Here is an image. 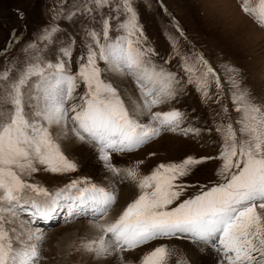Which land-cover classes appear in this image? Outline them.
<instances>
[{"label": "snow or ice", "instance_id": "6c2138e0", "mask_svg": "<svg viewBox=\"0 0 264 264\" xmlns=\"http://www.w3.org/2000/svg\"><path fill=\"white\" fill-rule=\"evenodd\" d=\"M108 0H93L102 6ZM244 0L242 10L264 27V0ZM129 14L121 23L124 32L115 40L109 39V20L103 21L102 36L91 31L93 44L88 45L86 57H80L78 70L69 71L65 60L55 64L33 62L0 90V264H38L41 256L38 243L45 237L31 232L27 240L14 247V239L5 227V214L17 215L28 211L41 220H51L60 211L66 218H75L90 211L101 233L98 239L85 241L81 247L97 257L122 254L146 245L160 237H181L193 244L210 245L222 253L225 264H264V104L254 100L250 90L242 87L238 70L226 67L231 85V99L238 114L236 121L223 126V144L219 156L222 163L217 170L222 182L195 197L169 207L178 200L184 185L177 183L187 176L193 165L204 160L188 157L181 163L159 164L149 175L138 180L140 195L111 223L105 222L116 195L87 179L73 180L64 188L50 192L39 183H29L33 173L42 170L52 173L74 172L76 163L69 160L54 137L71 132L80 141L93 145L105 167L119 176L122 170L112 163V153L132 152L162 130L176 131L182 118L177 110L153 112L155 105L175 96L171 73L157 72L149 67L150 49L131 0H123ZM58 28L53 26L42 37L51 38ZM66 58L71 48L62 50ZM105 61L118 73L135 77L142 98L143 110L150 113L153 123L144 124L130 114L117 90L102 79L98 61ZM189 83H195L204 98L213 83L223 91L220 76L203 57L185 63ZM8 73H0V81H7ZM35 80V83L32 81ZM31 84L32 92L25 90ZM83 84L85 92L72 103L76 91ZM139 107V106H138ZM227 112V109H223ZM235 124V127H234ZM126 178L137 180L138 169L123 170ZM31 193V195H26ZM15 231V230H13ZM170 250L156 247L145 254L141 264H165ZM181 264H188L181 261Z\"/></svg>", "mask_w": 264, "mask_h": 264}, {"label": "rangeland", "instance_id": "374dc122", "mask_svg": "<svg viewBox=\"0 0 264 264\" xmlns=\"http://www.w3.org/2000/svg\"><path fill=\"white\" fill-rule=\"evenodd\" d=\"M243 3L244 0H131L145 37L141 47L151 50L147 57L149 67L154 65L157 72L171 73L174 77L172 90L175 96L153 106L152 111L177 110L182 113V118L176 131L162 130L158 136L134 151L121 153L123 157L120 156L119 160L115 158L116 153H112V163L122 173L117 176L114 191L116 202L110 210L124 197L126 203L121 210L123 212L140 195L138 180L151 174L161 163L178 164L188 157L197 160L211 158L193 165L187 176L178 179L177 183L184 185V188L179 199L169 205L170 208L222 182L217 174L222 162L216 157L221 151L223 134L217 129H222L229 120L234 122L239 118L231 99L226 67L237 69L241 86L250 90L254 100L264 104V27L242 10ZM255 4L256 0H251L250 6ZM128 17L123 0H108L102 6H97L93 0H0V73L7 72L9 77L7 81H0V90L6 89L33 62L55 64L65 60L69 71L75 73L80 57H86L88 45L93 44L89 33L95 31L100 34V41L104 43L102 29L103 21L107 19L111 25L109 39L115 40L124 34L121 23ZM53 26L58 31L50 39H43L46 30ZM19 33H23V37L16 39ZM199 46L213 59L223 88L218 92L214 83L210 85L207 99L198 91L195 83L188 82L190 77L185 72V63H192L199 57ZM65 48H71L70 58L63 56L62 50ZM98 64L102 79L117 90L130 114L144 124L153 123L150 113L144 112L147 117L144 119L130 105L131 89L141 97L135 77L130 73L114 71L103 60H99ZM25 91L32 92L31 84ZM84 92L85 87L81 84L76 91V99L67 106L81 103L79 98ZM225 108L227 112L223 111ZM52 132L65 156L76 163L77 169L74 172L52 173L42 168L27 178L28 182L39 183L50 192H55L73 180L86 178L89 183L108 190L101 177L104 174L97 175V169H88L84 163V158L100 161L102 168L108 170L99 159L97 148L80 141L71 132L58 134L60 129L55 126ZM72 144L85 146V150L78 152ZM133 167L138 169L137 180L126 178L123 172ZM109 182L114 184L115 181ZM25 207L28 211L17 210L14 217L5 214L8 221L5 227L10 235L20 237L19 240L14 239V247H21V242L36 243L34 240L28 241L27 237L31 232L38 231L45 237L38 243L41 251L38 264L95 263L97 256L81 247L83 242L92 240L80 229L83 222L96 221L91 214L82 213L75 218H66L65 213L61 214L60 211L52 221H45L33 219L30 206ZM183 241L191 240L179 236L160 237L143 245L145 250L138 261L123 259L122 262L141 264L145 254L156 247L166 246L170 255L165 264H181V261L193 264L186 247L179 243ZM215 254L221 259L219 264H225L222 253L216 251Z\"/></svg>", "mask_w": 264, "mask_h": 264}, {"label": "bare ground", "instance_id": "6f19581e", "mask_svg": "<svg viewBox=\"0 0 264 264\" xmlns=\"http://www.w3.org/2000/svg\"><path fill=\"white\" fill-rule=\"evenodd\" d=\"M118 78L119 80L121 79L120 75H118ZM129 93H131V96H129V101L131 103L130 105L138 112V115L139 113H141L140 115L143 116L144 119L147 118L146 115L143 114L146 111L143 110L141 97L137 94V92H133L132 89L130 90ZM72 145L78 152H82V150H85V146L81 147L79 144H72ZM120 156L123 157L121 153H116V156H115L116 160H119ZM84 163L88 169H95V170L97 169L98 170L97 175L104 174V175H101V177H103L102 180L106 184L105 186L108 187L109 191L114 192L116 190L117 175L115 174L113 175L108 170L103 169L102 162L91 160V159L88 160V158H84ZM110 180H113L116 183L115 182L114 184L110 183L109 182ZM124 199L125 198L123 197V199L120 200V203L113 210L109 211L108 216L104 218L105 222H108V223L114 222L119 217V215L122 213L121 210L124 208L125 203H126V200ZM62 213H64V211H62L61 214ZM84 213H87L89 215L91 214L90 211H85ZM95 223L96 221H89V222L87 221V223L83 222L80 228L81 231L83 232L82 234L88 235L91 239H98L101 233L94 227ZM179 243L181 245L184 244V246L187 249L188 254H190V259H192L193 264H219L221 262V259H219V257H217V255L215 254L216 249L213 248L212 246H206L202 243L193 244L191 241H183V243L182 242H179ZM144 250H145V247L143 248V246H140L135 250L125 252L122 254L123 259L128 260V261L135 260L136 262L142 257ZM123 259H121L120 256H117L116 254H112L106 257H97L94 264H121V263L123 264L122 262Z\"/></svg>", "mask_w": 264, "mask_h": 264}]
</instances>
